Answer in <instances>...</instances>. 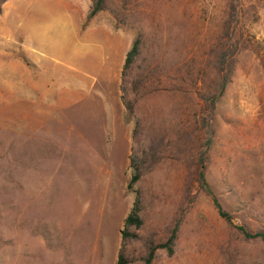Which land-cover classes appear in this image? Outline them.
<instances>
[{
  "label": "rangeland",
  "instance_id": "obj_1",
  "mask_svg": "<svg viewBox=\"0 0 264 264\" xmlns=\"http://www.w3.org/2000/svg\"><path fill=\"white\" fill-rule=\"evenodd\" d=\"M84 29L103 41L95 68L42 69L0 46V264H117L138 195L144 226L126 243L128 264H144L177 223L174 252L159 248L153 264H264V242L196 182L203 96L235 43L207 180L235 224L264 230V0H109ZM138 38L156 86L127 120L122 69ZM151 146L158 160L129 188L134 152Z\"/></svg>",
  "mask_w": 264,
  "mask_h": 264
},
{
  "label": "trees",
  "instance_id": "obj_2",
  "mask_svg": "<svg viewBox=\"0 0 264 264\" xmlns=\"http://www.w3.org/2000/svg\"><path fill=\"white\" fill-rule=\"evenodd\" d=\"M6 1L7 0H0V11ZM108 1L109 0H93L94 3L88 14V20L95 16L99 11L106 9ZM233 15L234 13L232 12V16ZM231 22L232 19L229 18V20L225 23L226 33H228L231 28ZM233 46L234 48H232ZM236 49L237 45L235 43L234 45H231L229 49L221 47L216 57V65L219 68V84L217 85L215 92L213 91L203 96L205 104L203 111L206 115L202 117V121L203 124L207 126V135L203 142L204 149L201 150L198 159L199 163L196 182L198 184V188L211 197L221 217H223L229 224L239 229L247 239L259 238L264 242L263 229L257 232H252L247 228V226L234 223L233 216L223 207L207 180V162L209 161V152L213 144V136L215 132L212 120L214 118L217 103L221 100V97L224 95L228 85L232 81V75L236 64ZM156 71L157 68L155 66L152 67L150 63L145 64V58L142 57L141 38L136 39L132 48L127 53L122 69L121 98L126 107L127 120L136 115V108L138 107L141 98L150 90L155 88L156 85L150 79L153 75H155ZM136 134L137 131H135V136ZM158 154V151L154 149L153 146H151L150 149H142L141 153H138V151L134 152L131 158V166L134 173L128 185L129 188L139 181L141 177V170L146 163H154L158 160ZM143 226L144 217L142 215L141 200L138 195L132 210L124 222V229L122 232L123 245L119 252L117 264H128L126 243L131 239H137L139 237L138 230H140ZM178 231L179 223L173 227L171 234L165 242H151L148 246L147 256L144 258V264H153L156 252L159 248H165L170 254H172L178 237Z\"/></svg>",
  "mask_w": 264,
  "mask_h": 264
},
{
  "label": "crops",
  "instance_id": "obj_3",
  "mask_svg": "<svg viewBox=\"0 0 264 264\" xmlns=\"http://www.w3.org/2000/svg\"><path fill=\"white\" fill-rule=\"evenodd\" d=\"M93 0H7L0 11V46L14 47L42 69L95 68L103 41L84 29ZM111 51V50H110ZM49 56L53 64L46 63ZM88 57L90 60H88ZM103 58L100 59V62Z\"/></svg>",
  "mask_w": 264,
  "mask_h": 264
}]
</instances>
